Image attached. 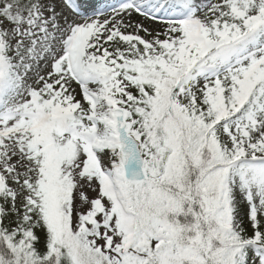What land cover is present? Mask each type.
Wrapping results in <instances>:
<instances>
[{"label": "snow or ice", "instance_id": "obj_1", "mask_svg": "<svg viewBox=\"0 0 264 264\" xmlns=\"http://www.w3.org/2000/svg\"><path fill=\"white\" fill-rule=\"evenodd\" d=\"M0 264H264V0H0Z\"/></svg>", "mask_w": 264, "mask_h": 264}]
</instances>
